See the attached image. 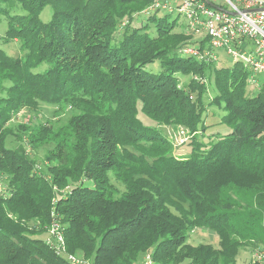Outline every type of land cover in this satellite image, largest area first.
I'll use <instances>...</instances> for the list:
<instances>
[{
  "label": "trees",
  "instance_id": "16d2710c",
  "mask_svg": "<svg viewBox=\"0 0 264 264\" xmlns=\"http://www.w3.org/2000/svg\"><path fill=\"white\" fill-rule=\"evenodd\" d=\"M155 1L0 0V264H71L45 243L52 207L66 253L90 264H139L149 251L153 264H235L241 249L264 246V89L251 93L239 63L179 56L190 34L167 11L155 16ZM11 42L16 56L3 49ZM40 103L69 115L29 116L8 147L9 122ZM209 105L230 131L204 142ZM161 125L188 134L185 156ZM21 139L52 145L44 169ZM196 228L218 246L190 245Z\"/></svg>",
  "mask_w": 264,
  "mask_h": 264
},
{
  "label": "built area",
  "instance_id": "2783aa9c",
  "mask_svg": "<svg viewBox=\"0 0 264 264\" xmlns=\"http://www.w3.org/2000/svg\"><path fill=\"white\" fill-rule=\"evenodd\" d=\"M173 4L190 34V43L179 49V56L208 63L217 62L218 52H224L232 58L233 64L246 68L248 83L258 85V76L264 75V0H156L152 9L170 13ZM180 132L184 134V130ZM66 191L59 192L65 195ZM0 194L7 195L1 181ZM52 202L55 203L54 198ZM54 212L52 207L45 243L71 264H90L79 255L66 253L63 225ZM263 259L264 246L252 250L250 264H262ZM139 264H153L150 251Z\"/></svg>",
  "mask_w": 264,
  "mask_h": 264
},
{
  "label": "rangeland",
  "instance_id": "374dc122",
  "mask_svg": "<svg viewBox=\"0 0 264 264\" xmlns=\"http://www.w3.org/2000/svg\"><path fill=\"white\" fill-rule=\"evenodd\" d=\"M171 8L172 10L169 13L171 18H176L177 21H179L178 23H181V22L183 23L182 15H178L176 11V4H173ZM146 11H147L146 9H143L141 13L146 15ZM49 14H50V9L49 7H46L45 9H43V12L41 13V17L43 18V20H48ZM164 14H166V12L160 9V11H158V13L155 16H162ZM141 18L144 19V17H141ZM174 30L178 32L181 30V28L177 26L174 28ZM119 34H120V31L116 33V37H119ZM17 48L18 46L16 42H11L3 46V49H5L9 54L14 55V56L18 54ZM218 60H219L218 65L225 66V65L233 64L232 58L224 52H218ZM146 69L149 71H156L157 69H159L158 63L154 62L146 66ZM211 76L212 75H210V77ZM210 79L211 78H209L205 82V85L207 88L206 96H208L206 98L207 101L210 100V98L213 96V92H215L214 87H213V80H210ZM187 80H188V77H182V76L179 77L180 83H185ZM248 89L252 91L251 93L253 92L255 93L261 89H264V75L258 76V85L254 86V85L248 84ZM222 113H223V110L221 107H218L216 105H209L207 107V110L203 116V121L205 125L207 126V129H206L205 135L202 136L200 140L207 142L208 139L216 135L225 134L230 131V128L225 123H222L220 121V117ZM34 114H36L37 118L34 119L33 122L50 120L52 122L58 121V124H60L67 119L69 115V110L68 109L65 110L64 108L61 109L60 107L58 108L57 106L50 105L48 103H40L38 107V111L36 112H30L27 109H22L19 113L16 114V116L8 124L9 132H11V134L6 138V141H5L8 147L15 148L18 145L17 142L15 141V137L12 136V133H17L21 135L22 134V132L20 131L22 128L21 126L28 124L29 118H30L29 116H33ZM137 116L145 125H148V124L154 125V122L150 120L142 112L139 111ZM159 128L165 133V135L170 139V141L173 142L174 153H176L179 156L181 155L185 156L186 153L190 151V147L187 145L190 139H188V134L185 131H184V134L180 132L181 128L174 129V128H171L165 125H161L159 126ZM24 139L25 138H23V140ZM23 140L21 139L20 143L23 142V147L26 149L27 154L35 159V162H36L35 169L37 170L44 169L45 162L42 161V158L44 157L46 150L51 148L52 145H47L37 150H30L29 147L25 145L26 142ZM182 142L186 143V145H184V143ZM0 181L2 183L3 192L7 193L6 196H8L6 180L2 178ZM111 181L115 183L120 190H122V186L120 183L114 181L112 177H111ZM188 243H190V245H197L199 243H211L213 246L217 247L218 239L216 235L210 232H207L206 230L196 228L192 232L189 233ZM251 252H252L251 248H248V247L241 249L239 254L236 257L235 264H250L249 261H250ZM180 264H187V262L184 261Z\"/></svg>",
  "mask_w": 264,
  "mask_h": 264
},
{
  "label": "crops",
  "instance_id": "0c3cea01",
  "mask_svg": "<svg viewBox=\"0 0 264 264\" xmlns=\"http://www.w3.org/2000/svg\"><path fill=\"white\" fill-rule=\"evenodd\" d=\"M211 233V232H210ZM213 234V233H212Z\"/></svg>",
  "mask_w": 264,
  "mask_h": 264
}]
</instances>
